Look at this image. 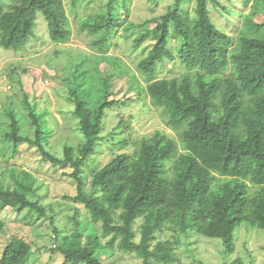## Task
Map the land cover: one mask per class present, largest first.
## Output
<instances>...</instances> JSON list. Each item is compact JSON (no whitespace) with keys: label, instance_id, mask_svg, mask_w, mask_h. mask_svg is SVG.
Returning <instances> with one entry per match:
<instances>
[{"label":"trees","instance_id":"obj_1","mask_svg":"<svg viewBox=\"0 0 264 264\" xmlns=\"http://www.w3.org/2000/svg\"><path fill=\"white\" fill-rule=\"evenodd\" d=\"M15 1L11 10L0 15V47L20 51L33 35L38 13L45 16L54 44L70 40L69 17L63 0ZM79 1L73 0V5ZM256 1L259 5L246 16L235 42L212 21L209 4L220 7L218 0H197V20L182 16L183 0H176L174 10L161 16L153 30L140 25L144 32L135 45H141L150 34L154 35L155 44L138 64L136 86L129 89L144 90L141 83L146 84L145 91L153 105L163 109L165 123L180 133L187 152L178 154L177 142L161 131L142 138L133 154L117 155L104 167L110 180L100 197L86 195L82 174L84 163L100 140L105 111L119 104L109 99L112 71L98 80L100 94L92 103L93 90L88 83L93 80L88 71L79 66L73 74L70 101L85 142L77 150L66 146L63 159L47 150L50 131L34 106H30V115L35 139L20 135L19 123L10 113L12 130L5 138L13 141L16 148L21 144L37 147L42 158L54 165L71 166L74 171L70 177L78 190L73 199L84 204L93 222L102 223L103 234L111 236V247L116 244L121 251L135 254L143 264L174 263L175 242L157 241V235L165 229L220 239L229 253L235 251V231L243 223L252 221L264 230V186L254 198L248 186V181L264 185V124L246 113L248 100L264 99V21H254L258 13H264V0ZM128 9L125 5L126 13ZM120 28L118 0H108L104 15L83 25L90 35L102 34L92 42V47L104 60L110 57L111 40ZM172 37L181 40L177 52L170 48ZM176 60L187 72H197L199 80L187 75L182 79L159 77V67ZM229 69L233 79H222ZM219 95L221 113L215 119ZM257 111L264 118V102ZM127 145L123 142V147ZM172 162L170 175L167 164ZM216 174L228 179L214 192L211 184ZM13 177V188L0 185V210L31 209L44 215L40 204L29 198L35 193L33 175L24 171L21 177L15 174ZM138 220H142L139 241L134 229ZM57 241L55 235L54 242ZM56 246L64 264H103L83 251L77 232ZM31 254L32 246L27 241L13 237L0 264H27Z\"/></svg>","mask_w":264,"mask_h":264},{"label":"rangeland","instance_id":"obj_2","mask_svg":"<svg viewBox=\"0 0 264 264\" xmlns=\"http://www.w3.org/2000/svg\"><path fill=\"white\" fill-rule=\"evenodd\" d=\"M218 1L220 7L209 4L212 21L235 42L246 16L251 15L259 4L256 0ZM63 3L71 29L67 43L54 44L50 40L48 22L42 13H38L33 35L20 51L0 47V185L13 188V175L21 177L24 171L29 172L36 181L35 193L29 198L38 202L45 211L41 215L31 209L22 212L11 208L0 210V259L11 238L18 237L32 246L27 264H64L63 255L54 248L53 236L58 237L56 243L60 246L64 238L77 232L83 251L103 264H143L135 254L121 251L116 244L111 247V236L103 234L102 223L93 222L84 204L73 199L78 190L77 183L70 177L74 171L71 166L45 161L38 148L29 144L16 148L13 141L5 136L12 130L10 113H13L19 123L20 135L35 139V126L30 115L32 105L50 131L47 150L59 159L64 158L66 146L77 150L85 138L74 115L69 85L76 69L81 66L93 80L88 83L93 90L91 103L100 94L98 80H102L109 71H112L109 99L119 103L105 111L98 145L83 165L82 177L87 196L100 197L103 194L102 188L110 180L104 167L111 160L120 154H133L142 138L151 137L157 131L177 142L178 154L187 152L180 133L165 123L163 109L153 105L151 96L145 91L146 84L141 83L144 90L129 89V86H136L134 77L139 74L138 64L155 44L153 34L139 46L135 45V40L144 29L153 30L161 16L174 10L176 0H118L121 28L111 40L107 60L92 47V42L102 34L90 35L83 25L104 15L108 0H80L76 5H73V0H63ZM15 4V0H0V15ZM125 5L129 8L127 13ZM196 8L197 0H183L180 14L197 20ZM254 21H264V13H258ZM140 25L146 28L142 29ZM180 43L179 37L170 38V48L174 52ZM159 69L161 78L182 79L187 75L194 81L199 80L197 72H187L177 60ZM221 78L233 79L231 69ZM262 102L264 99L258 97L248 100L246 113H251L257 122L264 124V118L257 111ZM220 113L219 95L215 101L214 118L217 119ZM244 136L245 133L242 138ZM123 142L128 145L123 147ZM173 165L174 162L167 164L170 175L173 174ZM227 179L216 174L211 184L212 191H217ZM248 186L254 198L264 185L248 181ZM141 224L142 220H138L134 226L137 241ZM157 236V241L176 243L173 246V264H264V230L252 221L243 223L235 231L233 253L227 251L222 240L197 232L182 234L165 229Z\"/></svg>","mask_w":264,"mask_h":264},{"label":"built area","instance_id":"obj_3","mask_svg":"<svg viewBox=\"0 0 264 264\" xmlns=\"http://www.w3.org/2000/svg\"><path fill=\"white\" fill-rule=\"evenodd\" d=\"M9 89L11 88V87H8ZM53 240H55V236H53ZM57 246H56V243L54 244V248H56Z\"/></svg>","mask_w":264,"mask_h":264}]
</instances>
